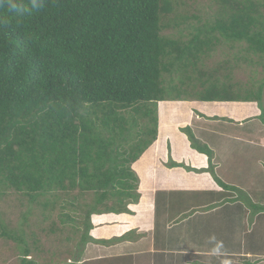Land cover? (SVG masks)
<instances>
[{"label": "trees", "instance_id": "trees-1", "mask_svg": "<svg viewBox=\"0 0 264 264\" xmlns=\"http://www.w3.org/2000/svg\"><path fill=\"white\" fill-rule=\"evenodd\" d=\"M196 2L0 0V197L22 193L65 224L90 206L71 264H81L93 214L139 202L132 164L157 140L159 102L258 101L264 119V83L235 73L248 50L264 74V0ZM204 76L201 94L178 87ZM181 130L215 175L213 150ZM0 230L25 242L1 219Z\"/></svg>", "mask_w": 264, "mask_h": 264}, {"label": "crops", "instance_id": "crops-1", "mask_svg": "<svg viewBox=\"0 0 264 264\" xmlns=\"http://www.w3.org/2000/svg\"><path fill=\"white\" fill-rule=\"evenodd\" d=\"M159 105L157 140L132 164L140 200L129 205L131 212L91 216L81 264H264V232L258 230L259 221L264 224L258 207L264 203L249 197L264 188L258 101ZM185 127L213 150L215 175L209 157L191 146ZM247 201L256 214L246 222ZM217 242L223 248L214 255Z\"/></svg>", "mask_w": 264, "mask_h": 264}, {"label": "rangeland", "instance_id": "rangeland-1", "mask_svg": "<svg viewBox=\"0 0 264 264\" xmlns=\"http://www.w3.org/2000/svg\"><path fill=\"white\" fill-rule=\"evenodd\" d=\"M204 1L205 0H198L195 6L199 9H203ZM171 31L172 30H166L165 33L169 34ZM223 51L224 48L219 51L220 54H218V56H215L217 59L215 60L212 57L211 61L209 60L207 62V65L211 67L218 65L217 63H220L225 57L223 56L224 53H221ZM243 55L247 58V61L245 59L243 61L235 60V64L240 68L235 71V73L245 74V76L254 83L255 87L258 88V85L264 83V74L259 72L260 68L258 65H249L248 50L244 51ZM215 68L216 67H212L211 69L214 70ZM232 73H230L229 76H233ZM222 75L223 73H218L212 79L222 77ZM205 79L208 78L205 76L203 79L196 77V80L191 82L190 86H188L190 82L188 81L183 83V85H178V87L187 90L189 93L194 92L195 94H201L204 89L201 87L200 82L203 83ZM209 82H211V80ZM244 82L246 83V80ZM259 175L263 174L261 173ZM259 179V182L264 183V176L259 177ZM259 190L261 194L249 195V197H253L260 203H264V188ZM251 191L255 192L257 190L251 189ZM43 199L44 198L41 200ZM82 201L84 202V200ZM90 201L91 197L86 198V202ZM83 205L76 213H70L73 217H76V223L69 222V224H65L61 221V218H59L58 210L52 212L53 215L48 217L50 211H44L38 202H31L29 198L22 193L15 192L14 190H7L6 194L0 197V219L12 233H24L25 242L21 244L16 241L8 240L0 235V264H29V261H32L33 264H71L70 262L73 261V256L70 255L69 252L72 253V251H77L82 246V234L85 231L84 223L87 221L86 214L90 209V206ZM247 205L250 210L246 222L252 221L253 214H256L249 201H247ZM258 208H260V205ZM66 211L69 212V210ZM259 211H261V209ZM75 225L80 227L77 233L74 231ZM258 230L264 232V224H261L260 221ZM34 239L39 243L35 245L33 243ZM25 245H28L31 250L28 255L25 254Z\"/></svg>", "mask_w": 264, "mask_h": 264}, {"label": "clouds", "instance_id": "clouds-1", "mask_svg": "<svg viewBox=\"0 0 264 264\" xmlns=\"http://www.w3.org/2000/svg\"><path fill=\"white\" fill-rule=\"evenodd\" d=\"M222 248H223L222 242H217L216 246L212 249V253L214 255H219ZM224 264H227V262L225 261Z\"/></svg>", "mask_w": 264, "mask_h": 264}]
</instances>
